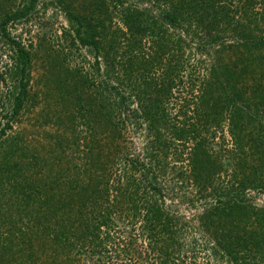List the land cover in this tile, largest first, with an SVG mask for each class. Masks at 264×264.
I'll use <instances>...</instances> for the list:
<instances>
[{
	"label": "trees",
	"instance_id": "obj_1",
	"mask_svg": "<svg viewBox=\"0 0 264 264\" xmlns=\"http://www.w3.org/2000/svg\"><path fill=\"white\" fill-rule=\"evenodd\" d=\"M36 1L6 14L0 24L22 65L14 114L23 109L28 95L30 52L9 36L7 25L26 15ZM163 3L161 19L150 9L121 10L132 33L127 36L131 51L121 65H136L137 107L131 109V97L117 85H99L96 99L80 112H91L97 104L102 137L96 128L93 138L85 137L81 163L73 154L70 167H59L44 185L35 180L29 185L21 198L20 219H35L49 231L48 241L55 242L51 254L63 256L64 264H264V208H256L246 196L250 187L264 190V0ZM70 14L78 24L75 36L65 32L70 46L79 40L99 49L106 37L97 29L100 25L105 30L104 20L95 13ZM119 28L110 44L119 39ZM144 37L150 48L144 47ZM196 40L208 50L194 48ZM160 68L164 73L155 78ZM186 70L190 75L185 77ZM176 87L182 93L173 108L166 101ZM144 122L150 133L145 158L135 155V147L124 150L120 143L127 124L137 134ZM225 122L231 143L216 149L203 132L223 128ZM179 142L185 145L183 151ZM188 149V167L176 171ZM156 156L159 171L152 163ZM5 161L0 169L15 176ZM172 170L178 176L161 178ZM188 183L199 194L215 198L197 217H187L168 203L178 197L176 186Z\"/></svg>",
	"mask_w": 264,
	"mask_h": 264
},
{
	"label": "rangeland",
	"instance_id": "obj_2",
	"mask_svg": "<svg viewBox=\"0 0 264 264\" xmlns=\"http://www.w3.org/2000/svg\"><path fill=\"white\" fill-rule=\"evenodd\" d=\"M123 1L124 5L111 0H105V4L103 0L99 4L97 0H37L26 15L8 23L9 36L30 52L26 77L29 81L28 95L19 114L13 111L15 97L20 91L22 65L16 60L13 45L4 37L0 27V162L6 160L3 165L7 163L15 175L0 169V264H64L63 256L54 257L51 254L53 247L50 246L55 242L48 241L49 231L38 227L40 224L35 219H20L19 212L23 210L20 208L21 198L34 180L44 185L59 167H70L73 154L74 161L81 163L86 147L85 137L93 138L96 128L98 138L102 137V115L97 104L91 107V112L86 109L80 112L91 98L96 99L99 85H117L122 93L131 97V109L137 107L138 100L135 97L138 95V86L134 82L136 65L132 61H128L127 68L121 65V60L131 51V38L127 40V36L132 35L121 10L123 7L150 9L156 18L161 19L165 4L164 0ZM30 4L31 0H0V24L6 14L29 7ZM99 8H104V12L100 13ZM70 11L90 16L95 13V18L104 20L105 30L100 25L97 29L99 33L104 32L106 37L99 49L93 45L85 46L79 40L76 46H70L65 32L75 36L78 25L75 20H71ZM92 21L93 25L99 23L93 18ZM117 27H120L119 39L116 44H110L108 41L117 35ZM88 34L91 35L90 32ZM100 35L95 37L98 39ZM144 39V47L150 48V41L147 37ZM199 43L196 40L192 45L202 50L208 48L205 43ZM195 64L193 62L191 65ZM163 73L160 68L153 76L159 78ZM189 75V70H186L185 77ZM147 76L151 78L149 74ZM178 89L176 87L166 101L170 103L169 107L174 108L179 102L177 99L182 92ZM184 96L191 99L190 93L185 92ZM173 108L169 110L173 111ZM147 127L144 122V126L134 134L132 125L127 124L122 129L121 147L130 151L129 148L133 146L138 153L135 155L142 153L141 157L144 155L145 158L148 134L150 136ZM227 127L225 122L223 128L213 126L203 134L216 149H227L231 143ZM164 135L169 137L166 128ZM177 145L182 151L185 149L181 142ZM189 145L192 144H186L187 147ZM189 151L185 150L183 161L177 163L176 171L188 167L186 158ZM173 154L174 151L169 157L171 161L173 157L176 158ZM159 161L156 156L152 162L156 171H159ZM160 176L170 181L178 174L172 170ZM184 185H175L178 197L173 198L172 202L168 201L174 210L187 217H197L209 204L214 203V197L206 196V193L199 194L193 183ZM246 196L256 208H264V190L250 187ZM46 207L43 205V208ZM42 240L48 245L47 249Z\"/></svg>",
	"mask_w": 264,
	"mask_h": 264
}]
</instances>
